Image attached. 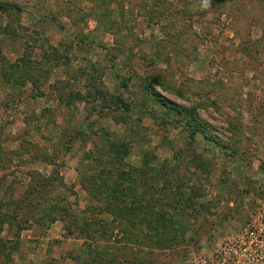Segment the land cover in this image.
<instances>
[{
    "label": "rangeland",
    "instance_id": "1",
    "mask_svg": "<svg viewBox=\"0 0 264 264\" xmlns=\"http://www.w3.org/2000/svg\"><path fill=\"white\" fill-rule=\"evenodd\" d=\"M0 4V264H264V0Z\"/></svg>",
    "mask_w": 264,
    "mask_h": 264
},
{
    "label": "trees",
    "instance_id": "2",
    "mask_svg": "<svg viewBox=\"0 0 264 264\" xmlns=\"http://www.w3.org/2000/svg\"><path fill=\"white\" fill-rule=\"evenodd\" d=\"M10 8V6L9 5H7V4H0V9H9ZM164 104H166V105H168L169 107H172L171 106V102L170 101H168V100H166V99H160ZM12 214H11V218H12ZM1 242H3V240L1 239Z\"/></svg>",
    "mask_w": 264,
    "mask_h": 264
},
{
    "label": "clouds",
    "instance_id": "3",
    "mask_svg": "<svg viewBox=\"0 0 264 264\" xmlns=\"http://www.w3.org/2000/svg\"><path fill=\"white\" fill-rule=\"evenodd\" d=\"M209 4V0H204V6L207 7Z\"/></svg>",
    "mask_w": 264,
    "mask_h": 264
}]
</instances>
